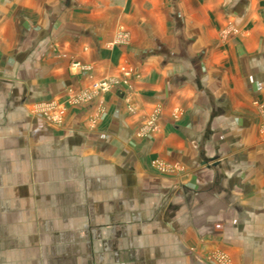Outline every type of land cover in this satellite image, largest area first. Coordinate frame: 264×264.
<instances>
[{
  "label": "crops",
  "instance_id": "crops-1",
  "mask_svg": "<svg viewBox=\"0 0 264 264\" xmlns=\"http://www.w3.org/2000/svg\"><path fill=\"white\" fill-rule=\"evenodd\" d=\"M103 244L264 264V0H0V264Z\"/></svg>",
  "mask_w": 264,
  "mask_h": 264
},
{
  "label": "rangeland",
  "instance_id": "rangeland-1",
  "mask_svg": "<svg viewBox=\"0 0 264 264\" xmlns=\"http://www.w3.org/2000/svg\"><path fill=\"white\" fill-rule=\"evenodd\" d=\"M112 86L113 85H111L110 87H112ZM93 87H94V85L90 87V91H92V92H93ZM68 94H69V96L66 99V101L58 103L56 109L52 108L51 111L47 110V112H43V115L45 116V118L48 120L49 123H51L53 125H57V126L62 124L61 122L63 120L65 111H66L68 106L73 107V105L85 104L86 102H88L89 99H91V95H92L91 93L88 94L87 91H84V90L83 91L73 90V93L69 92ZM59 111H61V113ZM54 114H56V116L59 115L57 120L52 119ZM157 166L159 167V170H161L162 172L166 173L169 171L168 168L162 164H158ZM82 231H83L82 232L83 237L86 238V237L90 236V232L86 228L84 230L82 228ZM92 238H93V236H92ZM100 248L102 250H101V253L99 254V259H98V261H95L94 264H122L120 261H117L116 259L113 258V253H112L113 251L108 250V247L106 245L103 244ZM109 253H111L109 255L111 257H109L110 258L109 260H106V257ZM202 260H203L202 262H206L209 264H230V259L225 254L219 253V252L214 253V254H206L202 257Z\"/></svg>",
  "mask_w": 264,
  "mask_h": 264
},
{
  "label": "built area",
  "instance_id": "built-area-1",
  "mask_svg": "<svg viewBox=\"0 0 264 264\" xmlns=\"http://www.w3.org/2000/svg\"><path fill=\"white\" fill-rule=\"evenodd\" d=\"M110 86H111V84H109V82H107L106 80H104V82L95 84L94 87H93V90L94 91H104V90H107V89L111 88ZM59 112L61 113V111H59ZM58 117H59V115L56 116V114H54V116H53L52 119L53 120H57Z\"/></svg>",
  "mask_w": 264,
  "mask_h": 264
}]
</instances>
